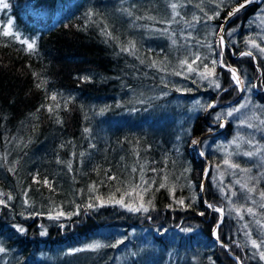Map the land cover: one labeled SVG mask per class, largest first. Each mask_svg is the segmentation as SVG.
I'll return each instance as SVG.
<instances>
[{
    "label": "trees",
    "instance_id": "trees-1",
    "mask_svg": "<svg viewBox=\"0 0 264 264\" xmlns=\"http://www.w3.org/2000/svg\"><path fill=\"white\" fill-rule=\"evenodd\" d=\"M8 1L10 14L0 9V27L6 16L12 15L13 30L24 39L35 40L36 51L29 54L19 42L0 37V157L7 155L6 162L0 159V191L14 197L8 207L0 205V246L9 253L5 261L0 256V264H57L52 263L51 255L62 257L61 264H239L237 257L242 264H264L253 255L255 249L242 233L245 229L239 228L237 217L227 214L216 167L224 156L216 150L226 147L237 135L232 121L223 116L217 120V114L247 94L255 105L264 107V57L255 50V60L240 55L248 50L244 43L247 38L261 42L250 26L259 5L247 6L231 17L223 33L224 63L238 69L245 87L256 85L246 93L237 89L231 73L219 65L216 72L221 89L195 76L185 79L171 74L189 52L198 50L209 60L219 58L221 49L215 45L214 33L219 32L232 7L243 0H224L218 19L194 27L184 21H190L193 15L203 16L196 7L201 0ZM173 2L184 6L177 9L181 15L169 27L160 21L172 17L169 5ZM59 3L64 11L56 18ZM217 3L219 0H204L201 7L211 15ZM89 11L96 14L91 20L86 15ZM104 24L118 41L102 34ZM165 27L176 35L169 38L158 31ZM189 32L194 39L186 41L182 34ZM172 39L177 44L173 45ZM128 41H135L136 56L121 52V44ZM204 44H211L212 50L201 46ZM153 60L158 62L157 67L149 66ZM33 73L47 81L43 88L36 87L39 81ZM51 95L57 100H50ZM196 101L204 105L215 102L216 106L204 111ZM57 102L60 107L52 114L41 108ZM57 116L62 123L56 122ZM220 122L223 127L218 126ZM85 128L90 132L85 133ZM208 133L212 134L206 136ZM202 136L194 149L191 141ZM247 136L244 131L242 150L248 147L244 142ZM196 150L203 151L204 158ZM234 161L245 168L251 165L240 156ZM13 165L15 172H9ZM141 166L145 179L156 180L159 175L150 169L164 168L183 186L177 188L176 196L186 198L187 204L195 195L196 202L181 210L168 191L161 189L154 192L155 210L149 213L129 212L118 205L85 208L93 195H121L115 189L124 185L106 181L105 171L110 169L109 174L118 175L125 184L138 183ZM253 166L251 174L260 178L257 187L264 190L263 166L256 161ZM133 167L137 173H132ZM37 172L41 180L47 177L52 182L55 193L33 184L32 174ZM93 183L98 185L95 194L88 192ZM202 184L204 191L200 190ZM30 185L32 207H26L23 193ZM0 198L6 200L7 196ZM254 198L259 201L258 195ZM207 204L225 210L218 229L220 241L213 237L219 214ZM54 205L79 214L50 220L48 210ZM247 217L252 238H263L264 233L254 223L261 216ZM14 225L23 226L25 232H18ZM45 225L48 235L42 237L40 230ZM181 228L193 231L183 232ZM103 232L112 237L105 245L115 244L117 235L124 242L115 248H83L67 253L81 249V244ZM221 242L229 247H222Z\"/></svg>",
    "mask_w": 264,
    "mask_h": 264
},
{
    "label": "snow or ice",
    "instance_id": "snow-or-ice-1",
    "mask_svg": "<svg viewBox=\"0 0 264 264\" xmlns=\"http://www.w3.org/2000/svg\"><path fill=\"white\" fill-rule=\"evenodd\" d=\"M190 3L191 0H188ZM253 0H243L242 3H237L236 6L232 7L231 11L227 13V16L224 18L225 22L233 16H235L237 13H239L242 9H244L248 4L252 3ZM204 3V0H201V3L196 4V7L199 8L200 12L203 13V16H197L193 15L192 19L185 20L184 22L189 26V27H194L195 24H200L201 22L207 23L208 21H212L215 19H218L220 17V7L224 3V0H219V3L216 5L215 11L211 15L208 14V12H205L204 8L201 7V4ZM170 8L172 10V17L169 20H163L160 21L161 23H165L167 25H170L173 22L176 21V17H179L181 13L177 11L179 7H183L184 5L178 4V3H170ZM10 7L9 3L6 2V0H0V9H8ZM88 18L91 20V17L93 15H96L92 11H89L86 13ZM128 15L131 16L132 13L129 11ZM139 19V17H137ZM148 19H155L154 17H148ZM169 27H165L163 29H159L158 31L161 32L163 35H168L169 38H172L176 35L175 32L170 33L169 32ZM102 34L108 37L109 39L116 40L118 41L119 38L114 35L112 31H109V26L107 24H104V26L101 28ZM234 31V30H233ZM224 26L221 24L219 26V32H215L214 34L218 36V41H217V47L221 49L219 52L218 59H211L209 60L207 56H202L201 53L197 51H192L189 52L188 55H186L184 58L180 59L178 61V66L177 69L173 70L171 74L176 75V76H184L185 79L191 78L195 76L198 78L200 81H207L208 85L210 87H214L215 89H221V85L218 82V77H217V72H216V67L219 65L221 68H226L230 73H231V78L233 83L237 86V89L241 92H244L246 90H250L251 87H256V85H250L248 87L244 86V80L242 79L238 69L231 67L230 65H227L224 63V52L223 49L226 46L225 45V39H224ZM183 38L186 41H190L194 39L192 36V33H186L182 34ZM231 35V33H229ZM0 37H4L7 40L11 41H17L21 45L25 46V49L29 54H32L36 51V41L35 40H29V39H24L21 37V35L13 30V21L9 19L7 23L0 27ZM261 40H264V37H261ZM200 41H197V44H199ZM244 43L248 46V50L243 51L240 53L241 56H248L252 57L254 60L256 59L255 53L253 50L256 52H259L261 56H264V45H262L260 42L257 41V39L249 37L247 38ZM172 44L175 45L177 44L176 39H172ZM4 47H7V44L3 45ZM204 47H208L210 50L211 49V44H204L201 45ZM121 52H126L129 55L136 56V53L138 51L136 47L135 41H128L127 44H121L120 46ZM139 58V57H137ZM207 61V62H206ZM140 62L143 64L145 61L143 59L140 60ZM150 67H157L158 62L153 60L149 64ZM160 71H167L166 68H158ZM33 77L39 81L36 83V87L38 89L43 88L44 85L47 83L46 80H43L39 73H33ZM83 79L87 80V77H84ZM192 83H197V79H192ZM167 86V85H165ZM177 91H182L181 89H177ZM190 91V89L188 90ZM226 91V89H225ZM164 95H167V93H164ZM49 99L52 101L57 100L56 95H51L49 96ZM67 103V102H65ZM138 103H145L144 100H139ZM196 104L199 105L204 111H207L208 109L214 108L216 106L215 102L208 103L207 105L201 104L200 101H196ZM60 107V104L57 102L54 105H41V108H46L47 111L52 114ZM248 107V102L242 103L239 105V107L232 108L231 110L227 111L226 114H223V117H232L234 113H238L241 111V109ZM39 111V109H38ZM217 120L222 119V114H217L216 116ZM252 120H259L260 125H264V119H260L258 116L253 113L252 116L247 117L245 120L241 121L243 125H245L248 128H256L257 125L253 124L251 121ZM57 123H62V121L59 119L57 116L56 118ZM221 127L224 126L223 123L220 125ZM85 133H89L90 129L85 128L84 129ZM243 139L241 137L235 138L231 143L235 144L237 148L240 146V140ZM245 143L251 146L252 150L244 151L242 153L243 156L253 158L259 156L261 160H264V146H258L254 140L249 139L245 140ZM192 145H198L201 143V141L197 139H193L191 141ZM26 146V145H25ZM64 145H61L63 147ZM240 155V152L236 153H227L225 158L222 161V164L226 166V168L233 170V174L236 172L244 173L246 175V179L241 180L237 179L235 180V185L239 186V189L237 190L233 186H227V190H225L224 186L220 187V192L222 196L229 201V203L232 205L231 208L229 209V214L232 212H235L236 216L240 219H244V214L247 213L249 216H252L253 218L257 217L258 215L261 216L259 219H254V223L257 226L258 230L261 233H264V212H259L251 207L247 206L246 204H236L233 202L232 198L233 197H239L242 195V198L245 199L246 201H251L253 205L258 204L259 209L264 210V190L258 189L257 185L259 184L260 178L254 175H251L252 169L251 168H244L241 166L240 163L234 161L231 157L233 155ZM75 155V154H74ZM81 156L84 155V153H80ZM200 155L203 156L204 152L201 151ZM0 159H3L5 162L7 161V155H4L3 157H0ZM123 159V158H122ZM15 163V162H14ZM57 163H62V161H57ZM67 167L69 171L72 170V164L71 161L67 163ZM217 169H220L221 165L217 164L216 165ZM15 166L13 165L12 167L8 168L9 172H15ZM132 173H137V168L133 167L131 169ZM150 171L157 173L159 175V180L156 179H145L144 178V166H141L139 169V182L134 183V182H128L125 184L123 180L118 175H110L109 173L111 170H107L104 172L105 180L106 181H116L117 185H124L123 189L119 186H116L115 191L120 192L121 195L119 198L116 197L115 192L110 193L107 197H103L100 195H93L90 197L92 202L88 203L85 208L86 209H98L101 207H105L106 205H118L120 207L125 208L129 212L133 213H149L152 210H155V206L153 204V201L155 199L154 192L160 191L161 189H165L168 191L170 197L173 200V203L180 206L181 210H186L192 207V204L196 202V197L193 195L192 200L190 203H185V199L183 197H177L176 196V191L177 188L180 187L182 188V185H178L176 182H174L169 174L165 172L164 168H160L157 170L156 168L150 169ZM189 171V169H185V172ZM207 171L205 172V176H207ZM33 175V184L40 185L43 187H47L49 192L55 193L56 189L52 182L48 180L47 177H44L42 180L40 179L39 173H34ZM183 175V173L181 174ZM223 172H220V184H223ZM179 179V178H177ZM105 181H100V183H104ZM190 188L192 185L189 183L188 185ZM31 190V185L24 190V204L26 207H32V204L30 203V199L28 197V193ZM200 190L204 191V186L203 184L200 186ZM83 191V190H82ZM88 192L90 193H97L98 192V185L96 183H93L89 186ZM7 196V199L0 198V205H3L4 207H8V202L13 200L14 197L12 196L11 193H4L0 191V197ZM258 195L259 196V201H257L254 197ZM148 197L145 199V197ZM126 198L128 199L129 202H126ZM207 203V202H206ZM77 209H79V205L76 206ZM169 208L172 207V205H168ZM207 207L212 208L215 212L220 213V220L218 221L216 228L213 230V235L214 237L220 241V235L218 232V229L220 227V224L223 222V215H224V209L221 207H216L212 204H207ZM78 211L74 212H65L62 207L59 205H54L53 208H50L48 210V219L50 220H60L61 218H71L74 215H78ZM23 215V213H21ZM30 215H40V213H30ZM199 215H204L203 212H200ZM151 219V217H148ZM16 230L18 232H25V229L23 226L20 225H14ZM63 227V225H61ZM243 228L245 229L244 235L248 237L251 248L255 249V252L253 253L254 256L258 255L259 260L264 261V238H257L254 239L252 238V232L249 230V224L245 223L243 225ZM166 231V230H165ZM181 231L183 232H191L193 231L192 228H181ZM46 233L42 232L41 235H44ZM124 241L123 240H117L115 244L111 245H105L100 242H94L90 245L87 246L88 250H98L103 247H117L119 244H122ZM221 246L224 248H228L229 246L227 244H223L221 242ZM85 249H74L72 250L73 252H78V251H83ZM7 250L3 247L0 246V253H5ZM239 264H242L240 262V258H236Z\"/></svg>",
    "mask_w": 264,
    "mask_h": 264
},
{
    "label": "rangeland",
    "instance_id": "rangeland-1",
    "mask_svg": "<svg viewBox=\"0 0 264 264\" xmlns=\"http://www.w3.org/2000/svg\"><path fill=\"white\" fill-rule=\"evenodd\" d=\"M64 3H66V0H63ZM9 5H11V2H9ZM59 6L57 7V13H56V18L59 17L60 13H62L64 11V8L61 6V3L58 4ZM259 10L258 12L254 15L251 23H250V26L251 27H254V32L257 36H259L260 38V43L262 45H264V40H261V37H264V2L259 4ZM4 14H10V10L6 9L4 12ZM9 19H13L12 18V15H9L8 17L6 16V20L4 22V25L7 23V21ZM3 25V26H4ZM15 31V30H14ZM217 41H218V36H216V39H215V45H217ZM259 55H261L259 52H257ZM264 57V56H262ZM246 93H249V91L247 90ZM245 102H248V107L246 108H243L241 109L240 112L238 113H234V115L232 117H226L227 119H230L232 121V123L234 124V127L236 129V132H237V135H236V138L237 137H242V133L244 131H247L249 136H247V138L245 140H249V139H252L254 140V142L258 145V146H264V139L262 140V136L264 137V125H260L259 124V120H252L251 122L255 125H257L256 128H248L246 127L245 125H243L241 123V121L245 120L247 117H250L253 115V113H255L256 116H258L260 119H264V107H258L257 105H255L252 100L250 99L249 97V94H247L242 100L238 101V100H235L233 102H231L230 104L226 105L224 108V110L221 112L222 116L223 114H226L227 111L231 110L232 108H235V107H239L240 104L242 103H245ZM221 123L223 122H220L218 123V126L221 125ZM224 124V123H223ZM221 127V126H220ZM197 139V138H195ZM199 139V138H198ZM244 139V138H243ZM243 139L240 140L239 143L243 142ZM193 148L195 147L194 145H191ZM243 147H240L237 148V146L235 144H232L231 142L226 146V147H221L219 149H217L216 151L218 153H220L221 155H224L222 157V161L223 159L225 158L226 154L231 152V153H236V152H240L241 154L240 155H233L231 158L234 160L235 157H244L245 159H248L250 162H251V165L249 164L248 166H246V168H251L252 169V172L251 173H254L253 172V162L256 161V162H259L262 166H263V170H261V172H264V160H261L259 156L257 157H253V158H249V157H245L242 155V153L244 151H248V150H252L251 146L248 145V147H246L245 150H242ZM222 161L220 163L221 167L220 169H217V176H218V181L220 182L221 180V177H220V172H223L224 175H223V185L221 186H224L225 187V190H227V186H233L234 188H236L237 190L239 189V186L238 185H235V180L237 179H241V180H244L246 179V175L244 173H240V172H236L235 174H233V170L231 169H228L226 168V166H224L222 164ZM245 168V167H244ZM208 171V167L206 168L205 172ZM252 175V174H251ZM242 195L239 196V197H233L232 200L234 203L236 204H246L247 206H251L253 208H255L258 212H259V208L256 206V205H253L251 203V201H246L245 199L242 198ZM226 201V208L228 209V215H230V217H237L235 212H232L231 214H229V209L231 208V204L229 203V201L227 199H225ZM219 214V220H220V213ZM249 216L247 213L244 214V219L243 220H240L238 217H237V223H238V226L240 229H244L243 228V225L245 223H250L248 217ZM224 217V215H223ZM251 217V216H249ZM47 226L45 225L43 228H41L40 230V235L42 232L46 233L44 235H41L42 237H47ZM249 230H251L250 226H249ZM242 233L244 234V232L242 231ZM107 234H104V232L99 235L98 237H94V238H91L87 241H85L83 244H81L79 247L81 249L83 248H87L88 245L94 243V242H100L102 244H106L107 242H111V236L107 237L106 236ZM214 237V235H213ZM264 238V235L262 236ZM215 238V237H214ZM115 242L117 240H121V237L120 236H116L115 237ZM68 252H72V250H68ZM0 256H1V259L2 261H5L6 258L9 257V253H8V250L5 252V253H0ZM48 257V256H47ZM54 257V259L52 260V263L56 262L57 264H61L62 263V257H55V255H51L50 258ZM51 263V261H50Z\"/></svg>",
    "mask_w": 264,
    "mask_h": 264
},
{
    "label": "water",
    "instance_id": "water-1",
    "mask_svg": "<svg viewBox=\"0 0 264 264\" xmlns=\"http://www.w3.org/2000/svg\"><path fill=\"white\" fill-rule=\"evenodd\" d=\"M263 1H264V0H253V2L250 3V4H248L247 6H250V5H259V4H261ZM247 6H246V7H247ZM229 20H230V18L227 20V22H228ZM227 22L224 21V23H223V26H224V27H225V25L227 24ZM208 110H209V109H208ZM208 110H207V111H208ZM198 154H199L200 157L204 158V156H201L200 153H198Z\"/></svg>",
    "mask_w": 264,
    "mask_h": 264
},
{
    "label": "bare ground",
    "instance_id": "bare-ground-1",
    "mask_svg": "<svg viewBox=\"0 0 264 264\" xmlns=\"http://www.w3.org/2000/svg\"><path fill=\"white\" fill-rule=\"evenodd\" d=\"M263 3V2H262ZM234 68V67H233ZM111 95V94H110ZM91 98V97H90ZM92 99V98H91ZM112 110V109H111ZM13 133V132H12ZM210 134H212V133H208V134H206V136L207 135H210ZM205 136V135H204ZM204 136H202V137H198L199 138V140H201L202 138H204ZM40 156H41V154H40ZM44 159V158H43ZM50 160H52V159H50ZM44 161V160H43ZM45 161H46V159H45ZM46 163V162H45ZM33 164V163H32ZM30 166V165H29ZM29 168V167H28Z\"/></svg>",
    "mask_w": 264,
    "mask_h": 264
}]
</instances>
